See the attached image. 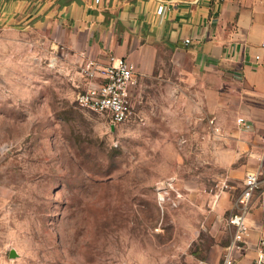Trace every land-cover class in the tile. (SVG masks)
<instances>
[{
	"label": "rangeland",
	"instance_id": "374dc122",
	"mask_svg": "<svg viewBox=\"0 0 264 264\" xmlns=\"http://www.w3.org/2000/svg\"><path fill=\"white\" fill-rule=\"evenodd\" d=\"M164 60L141 87L143 117L113 126L76 104L85 62L52 32L0 26V264L208 263V206L242 189L223 182L244 163L238 104L187 60ZM170 176L179 205L160 200Z\"/></svg>",
	"mask_w": 264,
	"mask_h": 264
},
{
	"label": "crops",
	"instance_id": "0c3cea01",
	"mask_svg": "<svg viewBox=\"0 0 264 264\" xmlns=\"http://www.w3.org/2000/svg\"><path fill=\"white\" fill-rule=\"evenodd\" d=\"M0 26L45 28L82 62L105 66L113 58L133 64L132 117H143L136 106L141 87L162 75L165 57L187 60L193 72L222 88L223 97L234 98L237 119H243L234 135L247 142L237 144L244 163L226 171L223 182L237 181L243 188L246 174L256 172L261 183L245 215L248 235L231 258L233 264H253L256 244L264 238V0H0ZM86 85L84 79L82 89ZM224 160L223 165L230 164ZM169 179L177 185L174 176L162 182ZM234 193L222 191L208 206L218 205L216 237L204 250L207 264H222L230 245L233 229L224 216L236 212ZM196 195L191 191L187 198L196 202Z\"/></svg>",
	"mask_w": 264,
	"mask_h": 264
},
{
	"label": "built area",
	"instance_id": "2783aa9c",
	"mask_svg": "<svg viewBox=\"0 0 264 264\" xmlns=\"http://www.w3.org/2000/svg\"><path fill=\"white\" fill-rule=\"evenodd\" d=\"M224 1V0H219ZM96 3L99 0H95ZM163 6H158L157 14L160 15ZM189 41L186 40L185 43ZM264 48V43L261 45ZM259 56L255 57L258 61ZM133 64L113 58L105 66H99L93 61L84 63V75L87 85L75 98L76 104L80 108L94 111L98 114H106L109 122L113 126L121 125L132 118V106L129 100L128 88L132 85ZM237 125L243 124V119H237ZM262 155L260 163L264 162V137L260 139ZM259 175L256 172L246 174L243 181V188L234 202L233 213L228 219V225L233 229L230 245L226 249L222 264H233L231 258L232 250H239L240 244L248 235V227L245 222V215L248 211L250 200L253 194L260 187ZM222 188L226 189L224 184ZM223 191V190H222ZM173 194V197L172 195ZM215 198L218 195H214ZM172 198V199H171ZM162 205L172 202V205H179L183 201V194L176 188L173 180L162 182ZM172 200V201H171ZM256 258L253 264H264V238L258 240L256 244Z\"/></svg>",
	"mask_w": 264,
	"mask_h": 264
},
{
	"label": "water",
	"instance_id": "95a60500",
	"mask_svg": "<svg viewBox=\"0 0 264 264\" xmlns=\"http://www.w3.org/2000/svg\"><path fill=\"white\" fill-rule=\"evenodd\" d=\"M15 256V253L13 251L10 252L9 257L13 258Z\"/></svg>",
	"mask_w": 264,
	"mask_h": 264
}]
</instances>
